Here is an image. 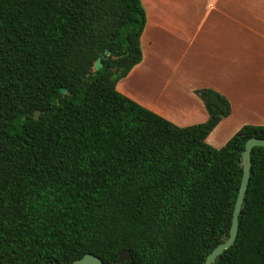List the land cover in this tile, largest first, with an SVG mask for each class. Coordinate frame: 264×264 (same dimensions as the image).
I'll return each instance as SVG.
<instances>
[{
    "label": "trees",
    "instance_id": "trees-1",
    "mask_svg": "<svg viewBox=\"0 0 264 264\" xmlns=\"http://www.w3.org/2000/svg\"><path fill=\"white\" fill-rule=\"evenodd\" d=\"M145 21L142 0H0V264H204L227 238L244 143L264 125L214 147L231 112L217 90L194 89L207 119L187 126L119 92ZM213 264H264V146Z\"/></svg>",
    "mask_w": 264,
    "mask_h": 264
},
{
    "label": "crops",
    "instance_id": "crops-1",
    "mask_svg": "<svg viewBox=\"0 0 264 264\" xmlns=\"http://www.w3.org/2000/svg\"><path fill=\"white\" fill-rule=\"evenodd\" d=\"M142 5V58L116 83L119 92L187 126L207 119L194 89L217 90L231 112L206 137L212 146L231 127L234 134L244 124L264 125V0H142ZM170 91L179 93L178 103L166 105V98L161 103L160 96L169 98Z\"/></svg>",
    "mask_w": 264,
    "mask_h": 264
},
{
    "label": "water",
    "instance_id": "water-1",
    "mask_svg": "<svg viewBox=\"0 0 264 264\" xmlns=\"http://www.w3.org/2000/svg\"><path fill=\"white\" fill-rule=\"evenodd\" d=\"M105 54H109L108 50H105ZM102 66L101 59L98 57L95 60L93 65L94 69H99ZM60 92L64 93L65 89L60 88ZM39 110L34 111V118L38 119ZM255 146H264V138L251 136L247 138L244 143V148L241 154L242 160V174L240 179V184L238 188V192L233 204L232 214H231V222L228 231L227 238L217 244L206 256L204 264H213L214 260L225 250L228 249L235 241L237 232H238V220L241 212L242 204L244 201V196L247 190L249 176H250V155L252 148ZM131 258L130 251L128 249H123L120 251L117 261L121 262L124 260H128ZM71 264H104L100 257L92 254L85 253L82 257L74 259Z\"/></svg>",
    "mask_w": 264,
    "mask_h": 264
},
{
    "label": "rangeland",
    "instance_id": "rangeland-1",
    "mask_svg": "<svg viewBox=\"0 0 264 264\" xmlns=\"http://www.w3.org/2000/svg\"><path fill=\"white\" fill-rule=\"evenodd\" d=\"M174 88V87H173ZM174 92L176 93L177 92V89H174ZM169 95H171V96H169V98H168V95L166 94L165 96H160V99H159V101L161 102V103H163V101H164V99L166 98V100H167V102H165V104L166 105H170V101L172 100V102L174 103V102H177L178 103V96H179V93L176 95V96H172V91H170V94ZM164 104V103H163ZM180 107L181 108H183L181 105H180ZM222 129H224V126H222V127H220L219 129H218V131L219 130H222ZM225 132H229V134L226 136H224V137H226V139H228V137H231L233 134V128L231 127L230 129H228V130H226ZM217 134V132L216 133H213L212 135H211V139H213L214 137H215V135ZM232 134V135H231ZM231 135V136H230ZM224 137H223V139H224ZM223 139H221V141L223 140ZM218 142V141H216L213 145H214V147H220V146H222L224 143H225V140L223 141V142Z\"/></svg>",
    "mask_w": 264,
    "mask_h": 264
}]
</instances>
